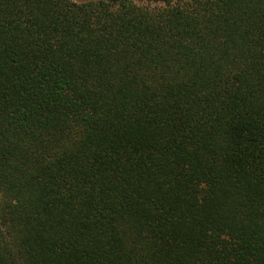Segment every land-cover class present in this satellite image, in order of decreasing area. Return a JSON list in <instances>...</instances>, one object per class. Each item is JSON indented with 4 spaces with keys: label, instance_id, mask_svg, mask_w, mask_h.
I'll return each mask as SVG.
<instances>
[{
    "label": "trees",
    "instance_id": "16d2710c",
    "mask_svg": "<svg viewBox=\"0 0 264 264\" xmlns=\"http://www.w3.org/2000/svg\"><path fill=\"white\" fill-rule=\"evenodd\" d=\"M0 264H264V0H0Z\"/></svg>",
    "mask_w": 264,
    "mask_h": 264
},
{
    "label": "rangeland",
    "instance_id": "374dc122",
    "mask_svg": "<svg viewBox=\"0 0 264 264\" xmlns=\"http://www.w3.org/2000/svg\"><path fill=\"white\" fill-rule=\"evenodd\" d=\"M75 1H79V2H81V1H87V0H75Z\"/></svg>",
    "mask_w": 264,
    "mask_h": 264
}]
</instances>
